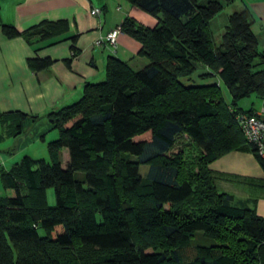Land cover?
<instances>
[{"label":"trees","instance_id":"obj_1","mask_svg":"<svg viewBox=\"0 0 264 264\" xmlns=\"http://www.w3.org/2000/svg\"><path fill=\"white\" fill-rule=\"evenodd\" d=\"M128 1L159 14L151 26L130 16L118 25L139 41L146 62L132 68L107 56L101 79L84 81L75 100L48 112L58 130L45 142L49 159L22 154L0 170L12 189L0 195V264H264V216L217 190L208 168L219 154L246 146L264 170L234 118L252 111L237 99L251 92L264 98V47L248 8H231L213 32L210 17L231 0ZM62 22L42 19L22 30L1 22L0 30L46 36ZM51 61L26 57L31 69ZM200 66L199 76L221 81L227 101L218 83L193 79ZM15 113L13 133L25 117ZM182 134L196 146L189 160L182 148L171 149ZM140 163L147 165L143 175ZM196 230L215 242L197 243L185 259Z\"/></svg>","mask_w":264,"mask_h":264},{"label":"crops","instance_id":"obj_2","mask_svg":"<svg viewBox=\"0 0 264 264\" xmlns=\"http://www.w3.org/2000/svg\"><path fill=\"white\" fill-rule=\"evenodd\" d=\"M229 3L231 8H248L257 45L264 47V0ZM91 6L99 7V12L90 13ZM125 16L151 26L159 14L151 15L128 0H0V23H11L18 30L42 19L63 20L62 24L49 26L53 31L46 36L27 33L7 37L0 30V121L13 125L18 118L15 112L22 111L25 117L21 124L33 120L48 127L49 111L75 100L84 81L102 78L107 56L125 61L132 68L145 63L146 58L138 53L139 41L129 34L119 29L113 43L103 37ZM98 37L102 42L95 44ZM72 49L74 55L70 54ZM28 56H48L52 61L43 68L31 69L26 64ZM261 66L264 69V63ZM201 71L202 66L192 73L193 79L218 83L227 101L228 93L217 76L201 77ZM235 104L241 109L264 110V98L254 92L240 97ZM59 154L66 160L65 147ZM208 168L217 190L230 193L235 202L247 201L255 213L264 216V170L251 149L244 146L227 150L209 161Z\"/></svg>","mask_w":264,"mask_h":264},{"label":"rangeland","instance_id":"obj_3","mask_svg":"<svg viewBox=\"0 0 264 264\" xmlns=\"http://www.w3.org/2000/svg\"><path fill=\"white\" fill-rule=\"evenodd\" d=\"M235 3V1H233ZM231 9L230 3L223 5L214 15L210 17L209 26L213 32L222 27L225 21L226 13ZM224 93V92H223ZM226 95V92H225ZM14 125H8L0 121V170L7 169L22 154H27L32 158L42 157L49 159L46 150L45 142L57 136L58 130L53 126H44L40 121L24 120L22 121L21 130L14 133ZM147 136L142 134L139 137ZM182 148L186 159H190L195 153L196 146L192 144L188 137L184 134L175 137L171 149ZM61 156V155H60ZM61 165H64L65 160L63 156L60 158ZM147 165L144 163L138 164V172L143 175ZM73 176L76 178H83V173L79 170L73 171ZM12 189L3 186V181L0 175V195H10ZM45 203L53 204L54 196L51 186H48L43 191ZM59 229V225H56ZM215 241L212 238L202 236L199 231H195L190 236L188 243L183 247V254L185 259L192 257L194 247L197 243L210 244Z\"/></svg>","mask_w":264,"mask_h":264},{"label":"built area","instance_id":"obj_4","mask_svg":"<svg viewBox=\"0 0 264 264\" xmlns=\"http://www.w3.org/2000/svg\"><path fill=\"white\" fill-rule=\"evenodd\" d=\"M88 11L92 14L98 13L99 7L91 6ZM118 31V26L112 27L103 37L107 42L113 43ZM93 42L99 44L102 42V37L94 39ZM234 118L244 139L251 143L256 153L264 159V110L251 112L239 110L235 112Z\"/></svg>","mask_w":264,"mask_h":264}]
</instances>
